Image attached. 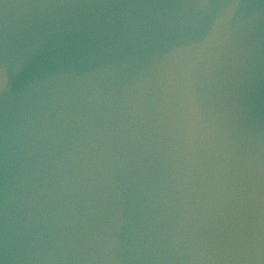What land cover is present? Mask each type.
<instances>
[{
	"label": "water",
	"instance_id": "water-1",
	"mask_svg": "<svg viewBox=\"0 0 264 264\" xmlns=\"http://www.w3.org/2000/svg\"><path fill=\"white\" fill-rule=\"evenodd\" d=\"M0 264H264V0H0Z\"/></svg>",
	"mask_w": 264,
	"mask_h": 264
}]
</instances>
